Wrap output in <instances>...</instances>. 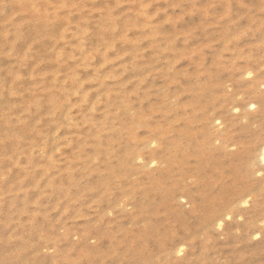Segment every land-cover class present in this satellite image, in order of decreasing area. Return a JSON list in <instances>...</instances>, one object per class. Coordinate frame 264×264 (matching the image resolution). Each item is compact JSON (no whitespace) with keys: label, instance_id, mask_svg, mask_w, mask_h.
Returning <instances> with one entry per match:
<instances>
[{"label":"rangeland","instance_id":"obj_1","mask_svg":"<svg viewBox=\"0 0 264 264\" xmlns=\"http://www.w3.org/2000/svg\"><path fill=\"white\" fill-rule=\"evenodd\" d=\"M0 264H264V0H0Z\"/></svg>","mask_w":264,"mask_h":264}]
</instances>
